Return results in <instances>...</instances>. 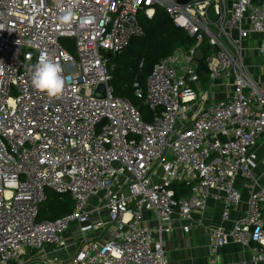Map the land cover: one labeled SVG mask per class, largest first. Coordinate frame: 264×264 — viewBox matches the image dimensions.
<instances>
[{
  "label": "built area",
  "instance_id": "2783aa9c",
  "mask_svg": "<svg viewBox=\"0 0 264 264\" xmlns=\"http://www.w3.org/2000/svg\"><path fill=\"white\" fill-rule=\"evenodd\" d=\"M157 10L195 43L160 59L144 91L134 84L153 113L145 122L114 96L107 55L142 36L138 16L151 20ZM251 34L258 79L243 59ZM41 54L63 67L60 98L31 84ZM99 86L102 97H93ZM225 87L227 96L210 99ZM173 183L189 194L176 198ZM47 191L67 196L71 212L37 220ZM209 202L222 205L209 227L211 253L234 244L250 251L240 264H264V0H0V264L65 248L74 223L73 255L50 264H168L169 222L177 218L187 233ZM143 212L154 228L142 224Z\"/></svg>",
  "mask_w": 264,
  "mask_h": 264
},
{
  "label": "trees",
  "instance_id": "16d2710c",
  "mask_svg": "<svg viewBox=\"0 0 264 264\" xmlns=\"http://www.w3.org/2000/svg\"><path fill=\"white\" fill-rule=\"evenodd\" d=\"M142 36L135 37L130 44L118 54L109 58L114 66L111 71V86L115 97L127 100L140 114L145 122H150L153 113L134 94V84L145 90L146 78L153 66L162 58L172 55L176 50L187 52L194 45V39L184 31L173 26L168 16L157 10L153 19L138 16ZM203 49V55L206 50ZM198 73L202 83L207 82L208 74L203 61H199ZM176 198L189 194V187L182 183H173ZM72 202L68 197L47 191L46 201L40 206L37 220H54L71 212Z\"/></svg>",
  "mask_w": 264,
  "mask_h": 264
},
{
  "label": "crops",
  "instance_id": "0c3cea01",
  "mask_svg": "<svg viewBox=\"0 0 264 264\" xmlns=\"http://www.w3.org/2000/svg\"><path fill=\"white\" fill-rule=\"evenodd\" d=\"M256 40L257 37L251 34L249 40L245 41L244 45L248 46V48L250 45L251 47H254V41ZM245 63L246 65L251 66L252 61L251 59H246ZM259 65L258 67L254 66L255 71L253 70L252 73L253 77H255L256 79L260 77L262 72ZM223 85L225 84L223 83ZM221 90L222 88H219V90H215V92L212 94L210 99L218 100L215 98L219 95ZM225 96H222V98H224ZM95 204L96 202L94 199L89 202L90 207H93ZM221 211H222L221 203L209 202L208 206L205 208L204 211L193 213V217L195 221L193 222V224H191L189 231L187 233H184L181 230V227L183 225L182 222H180L177 218L171 219V221L167 226V229L169 230L163 234V240H162L163 251L167 263L168 264H209L214 262L215 264H222L220 263V259H219L220 255L225 256L227 255V253H230L232 251L240 252V250L247 253L248 250L243 249L240 246L234 244H228L227 246L220 248L216 253V255H213L211 253L210 245H209V227L211 225H217L219 223V217ZM243 212H244V200L239 208L234 209L230 213L231 221H234L239 217H241ZM100 215L104 216V213L101 212ZM231 221L227 222L225 226L229 227ZM142 224L147 228H154L156 224L153 215L148 212H143ZM78 228L79 225L74 223L70 226L69 231H67L63 235L65 248L58 249L54 246H46L39 250L26 251L21 256V264H50L52 263L54 258L61 261H66L67 259H70V256L73 255L74 249L76 247V242L78 241L76 240L79 237ZM87 237L89 238V240H95L96 238L98 239L101 238L99 232L89 235ZM105 238L106 237H103V239ZM247 258L245 257V260ZM234 259L235 258L232 259L233 262L236 261L234 264H239L238 259L235 260ZM43 261H47V263H44Z\"/></svg>",
  "mask_w": 264,
  "mask_h": 264
},
{
  "label": "clouds",
  "instance_id": "9594fccd",
  "mask_svg": "<svg viewBox=\"0 0 264 264\" xmlns=\"http://www.w3.org/2000/svg\"><path fill=\"white\" fill-rule=\"evenodd\" d=\"M59 19L62 23H68L71 20V13H65ZM30 79L32 86L46 93L49 98H60L64 92L66 81L63 76V67L44 54H41L34 70L31 71Z\"/></svg>",
  "mask_w": 264,
  "mask_h": 264
},
{
  "label": "rangeland",
  "instance_id": "374dc122",
  "mask_svg": "<svg viewBox=\"0 0 264 264\" xmlns=\"http://www.w3.org/2000/svg\"><path fill=\"white\" fill-rule=\"evenodd\" d=\"M243 59L245 61H246V59H251V61H252L251 66L246 65V63H245V65H246L245 69L247 70V72H250L252 74L253 70L255 71V67L254 66L258 67V65L260 64V60H259L260 58H259L258 54L255 53V45H254V47H251V45L249 46V49L246 51L245 56H244ZM225 95L226 96L228 95V87L222 88V90L220 91L219 95L215 99H220V98H222V96H225ZM64 197H67V196H60V198L62 200L64 199ZM248 255L250 256V252L249 251H247V253L243 252L242 250H240V252L232 251L230 253H227V255H225V256L220 255L219 259H220V263H222V264H229V263L234 264L236 261L233 262L232 259L235 258V259H238V261H239L238 263L240 264L241 261L245 260V257L246 258L248 257ZM239 256H240V258H239Z\"/></svg>",
  "mask_w": 264,
  "mask_h": 264
},
{
  "label": "water",
  "instance_id": "95a60500",
  "mask_svg": "<svg viewBox=\"0 0 264 264\" xmlns=\"http://www.w3.org/2000/svg\"><path fill=\"white\" fill-rule=\"evenodd\" d=\"M187 1H189V0H178V3H179V4H184V3H186ZM107 57L109 58V57H111V55L108 54ZM196 58H197L198 60H201V59H202V57H201L200 54H197V57H196ZM102 93H103V87H102V86H99V87L97 88V90L92 91L91 95H92L93 97H102Z\"/></svg>",
  "mask_w": 264,
  "mask_h": 264
}]
</instances>
